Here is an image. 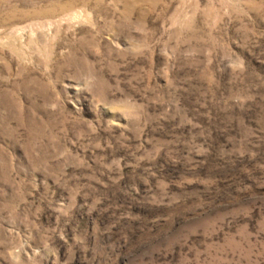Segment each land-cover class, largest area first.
Segmentation results:
<instances>
[{
  "label": "rangeland",
  "instance_id": "rangeland-1",
  "mask_svg": "<svg viewBox=\"0 0 264 264\" xmlns=\"http://www.w3.org/2000/svg\"><path fill=\"white\" fill-rule=\"evenodd\" d=\"M0 264H264V0H0Z\"/></svg>",
  "mask_w": 264,
  "mask_h": 264
}]
</instances>
